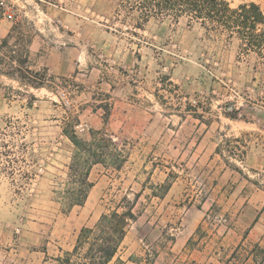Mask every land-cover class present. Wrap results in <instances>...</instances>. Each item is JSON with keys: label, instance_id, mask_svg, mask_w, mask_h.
Listing matches in <instances>:
<instances>
[{"label": "rangeland", "instance_id": "obj_1", "mask_svg": "<svg viewBox=\"0 0 264 264\" xmlns=\"http://www.w3.org/2000/svg\"><path fill=\"white\" fill-rule=\"evenodd\" d=\"M139 13L0 0V264H60L123 197L136 218L109 264H264V58L185 16L136 28ZM66 129L102 131L125 158L93 165L85 203L64 213Z\"/></svg>", "mask_w": 264, "mask_h": 264}, {"label": "trees", "instance_id": "obj_2", "mask_svg": "<svg viewBox=\"0 0 264 264\" xmlns=\"http://www.w3.org/2000/svg\"><path fill=\"white\" fill-rule=\"evenodd\" d=\"M128 3L130 9H140L136 28H143L152 17L169 15L178 21L185 16L187 24L194 20L206 31L213 29L227 32L228 37L238 39L241 52H252L264 58V13L255 2L239 4L235 8H231L226 0H128ZM9 37L8 34L3 43L6 44ZM29 85L41 87L33 82H29ZM65 134L74 145L75 152L68 165L65 187L57 193V201L64 213L85 203L93 186L89 179L93 165L106 164V158L111 157L119 167L125 158L120 153L116 155L108 151V147L115 143L102 131L89 129L87 138L78 136L74 130L66 129ZM119 155L121 159H117ZM122 202L128 203L125 210L114 208L102 212L92 227H82L72 251L59 259L60 264H109L123 243L129 222L136 218L128 199L123 197ZM255 247L258 248V244ZM82 248L85 250L80 253ZM72 257L76 259L72 261ZM116 261L117 264L124 262L120 258Z\"/></svg>", "mask_w": 264, "mask_h": 264}, {"label": "crops", "instance_id": "obj_3", "mask_svg": "<svg viewBox=\"0 0 264 264\" xmlns=\"http://www.w3.org/2000/svg\"><path fill=\"white\" fill-rule=\"evenodd\" d=\"M1 24H2V20H0V26H1ZM8 32H9V26L6 28V29H4V30H2L1 31V29H0V38L2 37H5L7 34H8ZM5 48L4 47H0V54H2V52H3V50H4ZM4 58H6L8 61H10V54H8V56L7 57H4ZM185 126H186V124H185ZM232 129V128H231ZM191 134V133H190ZM204 137H203V135H202V137L200 138V140H202ZM218 145V143H215V146H217ZM218 183V180H217V177H216V184ZM217 186V185H216ZM222 187H224V184H222ZM258 188H256V190L255 191H257L259 194H262L263 193V191L261 190V189H258ZM259 212V211H258ZM258 212H256V213H258ZM257 215V214H256ZM260 219L259 218H257L256 220H254V223L252 224V226L251 225H247V227H249V226H251V230H253V229H256V227H257V225H258V221H259ZM2 227L0 226V229H1Z\"/></svg>", "mask_w": 264, "mask_h": 264}]
</instances>
